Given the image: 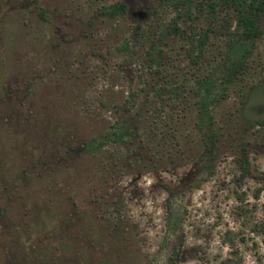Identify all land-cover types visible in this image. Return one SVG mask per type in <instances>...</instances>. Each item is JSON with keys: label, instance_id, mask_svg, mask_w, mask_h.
<instances>
[{"label": "rangeland", "instance_id": "obj_1", "mask_svg": "<svg viewBox=\"0 0 264 264\" xmlns=\"http://www.w3.org/2000/svg\"><path fill=\"white\" fill-rule=\"evenodd\" d=\"M118 1L124 13L105 12ZM195 7L178 36L161 0H0V264H264L260 89L247 99L264 15L210 107L205 177L195 84L235 23ZM206 27L192 62L187 36Z\"/></svg>", "mask_w": 264, "mask_h": 264}, {"label": "trees", "instance_id": "obj_2", "mask_svg": "<svg viewBox=\"0 0 264 264\" xmlns=\"http://www.w3.org/2000/svg\"><path fill=\"white\" fill-rule=\"evenodd\" d=\"M161 3L169 5L174 11L173 16L168 22L166 31L178 36H183V34L182 28L176 23L177 19L185 17L193 19L197 13L196 10L202 7H205L209 13L219 11L221 8H227L233 13L235 26L232 30H225L227 36L224 41V49L220 53L221 57L219 61L208 74L197 79L195 84L197 118L199 122L205 123L204 130L202 131L203 156H205V159L201 160V164L204 167L200 170H205L204 176L206 177L212 171V167L206 159H210L214 154L217 140L210 107L223 98L226 86L234 80L242 65L252 53L256 39L261 33L259 21L264 15V0H206L200 3L195 0H161ZM193 6H196V13L191 10ZM104 10L112 16L121 14L126 11V4L122 1L114 2L106 6ZM211 29V27H206L197 36H187L189 45L187 50L191 53L195 49L194 54H189L192 62H195L200 55L207 32L211 31ZM151 45L150 49L153 48V44ZM147 53L149 54L150 51ZM262 83H264V79L249 86L247 99H251L254 91L260 89L263 99L260 104L262 109L253 110V118L249 119V123L264 126V87H262ZM192 176L196 177V173L194 172ZM198 179L200 180V178ZM198 181L194 184L197 185ZM187 182L190 181L188 180ZM166 189L168 191L166 204L169 209V200L175 191L170 187H166ZM170 256H167L168 260L171 259ZM142 264L153 263L151 260H146Z\"/></svg>", "mask_w": 264, "mask_h": 264}]
</instances>
